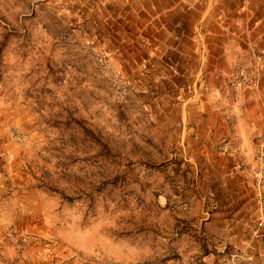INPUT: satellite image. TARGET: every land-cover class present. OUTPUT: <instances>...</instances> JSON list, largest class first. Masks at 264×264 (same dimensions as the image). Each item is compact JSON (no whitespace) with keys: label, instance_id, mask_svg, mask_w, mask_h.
<instances>
[{"label":"rangeland","instance_id":"374dc122","mask_svg":"<svg viewBox=\"0 0 264 264\" xmlns=\"http://www.w3.org/2000/svg\"><path fill=\"white\" fill-rule=\"evenodd\" d=\"M139 5L0 0V264H264V126L254 191L224 188L260 100L208 61L171 70Z\"/></svg>","mask_w":264,"mask_h":264},{"label":"crops","instance_id":"0c3cea01","mask_svg":"<svg viewBox=\"0 0 264 264\" xmlns=\"http://www.w3.org/2000/svg\"><path fill=\"white\" fill-rule=\"evenodd\" d=\"M136 3L141 10L140 14L132 15L139 21L135 23L137 28L146 27L153 32L151 40L155 51L167 55L171 70L178 69L176 71L186 75L188 62L193 60L195 84L205 75V61H208L206 67H211L215 78L222 82L223 72L229 74L240 62L252 61L248 47L253 48L258 66L256 82L249 86L247 101L260 100V105L243 109V122L231 125L237 151L231 152L224 161L228 163L229 180L224 182V188L231 195L229 205L237 206L239 200L246 199L254 191L252 173L256 166L250 141L253 131L264 126V0H136ZM142 7L146 8V15H142ZM239 161L246 164L248 171L238 169ZM234 210L239 212L240 208L234 207ZM228 222L229 225L238 224L237 219Z\"/></svg>","mask_w":264,"mask_h":264},{"label":"built area","instance_id":"2783aa9c","mask_svg":"<svg viewBox=\"0 0 264 264\" xmlns=\"http://www.w3.org/2000/svg\"><path fill=\"white\" fill-rule=\"evenodd\" d=\"M248 52L251 55L250 59L252 61H250L247 64H243V65L239 64L235 67L234 75H233V78L231 79V82L234 84V86L239 85L241 81H243V83H246L247 85H251L256 82L255 74H256L258 64L254 61V53H253L252 47L250 46L248 47ZM112 78L115 83L120 81V77L118 75L113 74ZM258 136L262 137V134H258ZM255 159L259 167L257 183H258V186H264V137H262V140L260 141L258 145ZM22 262H23L22 257L17 256L16 261L12 264H21Z\"/></svg>","mask_w":264,"mask_h":264}]
</instances>
